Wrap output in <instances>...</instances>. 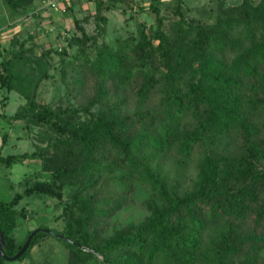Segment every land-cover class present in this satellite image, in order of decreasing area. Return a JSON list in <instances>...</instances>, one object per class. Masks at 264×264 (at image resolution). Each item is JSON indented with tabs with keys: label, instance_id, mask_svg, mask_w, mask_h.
Instances as JSON below:
<instances>
[{
	"label": "trees",
	"instance_id": "trees-1",
	"mask_svg": "<svg viewBox=\"0 0 264 264\" xmlns=\"http://www.w3.org/2000/svg\"><path fill=\"white\" fill-rule=\"evenodd\" d=\"M94 1L96 18L105 23L106 17L100 12L104 2ZM1 2L12 17H18L28 12L34 0ZM160 2H150L159 24L163 20L159 16ZM177 6L180 14V5ZM180 18L172 34L154 30L152 38L158 39L155 45L146 33L140 34L132 48L135 64L125 61L122 53L108 51L98 52L89 62L95 73L105 78L120 75L123 69L124 79L140 77L136 88L140 98L149 97L157 89L160 98L156 113L150 114L148 123L138 133L130 134L134 121L123 112L122 101L107 109L91 110L107 94L102 86L80 109L55 110L29 97L24 110L14 114L15 119L51 126L60 134L54 145L71 150L53 168L52 181H36L9 201L0 200V229L6 256H13L27 236L37 230L20 257L8 261L0 254V264L19 263L43 236L58 238L77 253L82 251L83 240L77 241L72 234L73 225L69 224L66 229L70 235L35 228L18 243L12 230L17 215L24 213L15 206L23 196L32 193L61 198L60 183L68 178H76V186L85 188L94 174L116 168L115 161L107 162L109 154L118 158L117 165L128 169L124 176L116 178L123 190L133 181L135 171L153 161L158 153L174 148L179 155L178 165L184 166L195 145H204L232 127L243 131L247 156L256 159L263 154L264 134H257L261 130L252 126L248 114L262 112L264 117V0H241L232 6H218L216 13L206 20ZM83 35L84 39H90ZM219 52L232 56L223 60L218 57ZM23 58L19 50L0 60L1 88L14 89L10 70L14 62ZM186 118H191V124L183 128ZM262 127L264 130V124ZM252 135L255 139H251ZM72 150L75 154L70 153ZM29 155L36 154L0 153V163L11 165L20 156ZM230 165L228 156L206 149L198 182L185 193L167 189L154 172H148L146 177L154 183L164 203L159 206L152 202L150 215L132 233H117L94 241L93 252L102 255L109 264H141L143 260L152 264L160 255L167 257L169 264H196L202 260L210 264H264V169L253 171L245 166L236 173ZM121 205L122 196L114 190H107L103 196L88 195L80 201L76 234L80 232V237H86L95 217L116 211ZM212 219H223L224 227L213 242L212 254H202V234ZM119 249L128 254L123 258L108 256Z\"/></svg>",
	"mask_w": 264,
	"mask_h": 264
},
{
	"label": "rangeland",
	"instance_id": "rangeland-1",
	"mask_svg": "<svg viewBox=\"0 0 264 264\" xmlns=\"http://www.w3.org/2000/svg\"><path fill=\"white\" fill-rule=\"evenodd\" d=\"M240 1L181 0L178 3V0H161L158 8L163 20L159 24L156 19L158 14L150 8L151 0H103L104 6L110 5L108 8L103 6L100 11L106 17L105 23L96 18L94 0H65L55 8L48 6L47 0H34L28 12L18 17H12L0 0V60L19 50L24 56L14 62L10 70L14 89L7 91L0 87V153L4 156L36 154L20 156L11 165L0 163V200L9 201L36 181H52L53 168L71 150L54 145L60 134L51 126L15 119L14 114L24 110L29 97L55 110L80 109L96 95L97 87L102 86L107 94L91 110L107 109L122 101L123 112L130 114L134 121L130 134L138 133L143 124L148 123L150 114L156 113L160 98L157 89L149 97L140 98L136 95L140 77L136 75L124 79L123 69L120 75L105 78L95 73L89 62L98 52L108 51L122 53L125 61L135 64L132 48L142 32L155 45L158 39L152 38L154 30L172 34L175 24L181 22V16L186 21L206 20L216 13L218 6H232ZM177 4L180 5V14ZM83 34L90 39H84ZM62 51L65 53L61 54ZM231 56L228 52L218 53L223 60H229ZM250 114L252 126L260 129L257 134L262 136V112ZM190 120L186 118L182 127H189ZM242 134L240 128L232 127L228 133L214 136L204 145H195L184 166L178 165L179 155L174 148L158 153L153 161L135 171L133 181L126 190L118 185L116 178L124 176L128 169L117 165L118 158L109 154L106 160L115 161L116 168L94 174L85 188L76 186V178H68L60 183L61 198L37 193L23 196L15 208L24 216L17 215L12 230L18 243L35 228H49L61 236L70 235L69 229H66L69 224L73 225L74 237L78 238L77 241L83 240V244L78 254L64 241L43 236L22 261L14 264H109L102 255L93 252L94 241L108 239L117 233H132L150 215L152 202L159 206L164 203L154 183L146 177L148 172H154L167 189L185 193L193 190L198 182L206 149L228 156L233 172L239 173L238 170L245 166L253 171L264 169V152L256 159L247 156ZM251 139L255 136L252 135ZM70 153L75 154V150ZM107 190L121 194L122 205L116 211L95 217L93 227L86 230V237H80V232L76 234L75 231L80 201L93 193L103 196ZM223 227V219L209 221L202 234V254H212L210 249ZM127 254L126 250L119 249L109 252L108 256L123 258ZM141 264H145V260ZM152 264H169V259L160 255ZM196 264L210 263L202 260Z\"/></svg>",
	"mask_w": 264,
	"mask_h": 264
},
{
	"label": "water",
	"instance_id": "water-1",
	"mask_svg": "<svg viewBox=\"0 0 264 264\" xmlns=\"http://www.w3.org/2000/svg\"><path fill=\"white\" fill-rule=\"evenodd\" d=\"M47 232H51L49 229H44ZM37 230H33L26 238L24 244L22 245V247L11 257H8L5 255L4 250H3V244H4V240H3V233L2 230L0 229V254L3 258H5L8 261H14L16 260L18 257H20L24 251L27 249L30 240L32 238V236L36 233ZM61 236V235H60Z\"/></svg>",
	"mask_w": 264,
	"mask_h": 264
},
{
	"label": "built area",
	"instance_id": "built-area-1",
	"mask_svg": "<svg viewBox=\"0 0 264 264\" xmlns=\"http://www.w3.org/2000/svg\"><path fill=\"white\" fill-rule=\"evenodd\" d=\"M65 0H47V5L55 8L58 6L59 3L64 2Z\"/></svg>",
	"mask_w": 264,
	"mask_h": 264
}]
</instances>
